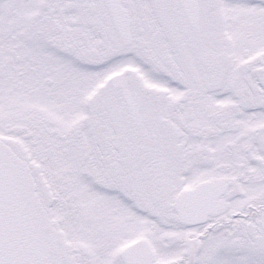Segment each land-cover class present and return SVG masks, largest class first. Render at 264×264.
<instances>
[{
    "label": "snow or ice",
    "instance_id": "1",
    "mask_svg": "<svg viewBox=\"0 0 264 264\" xmlns=\"http://www.w3.org/2000/svg\"><path fill=\"white\" fill-rule=\"evenodd\" d=\"M0 264H264V0H0Z\"/></svg>",
    "mask_w": 264,
    "mask_h": 264
}]
</instances>
